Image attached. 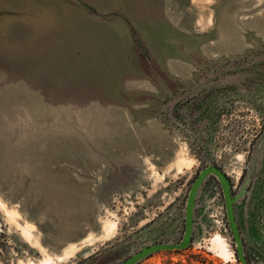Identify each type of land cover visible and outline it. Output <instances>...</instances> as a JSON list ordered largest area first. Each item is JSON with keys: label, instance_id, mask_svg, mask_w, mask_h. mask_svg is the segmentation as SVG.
<instances>
[{"label": "rangeland", "instance_id": "374dc122", "mask_svg": "<svg viewBox=\"0 0 264 264\" xmlns=\"http://www.w3.org/2000/svg\"><path fill=\"white\" fill-rule=\"evenodd\" d=\"M165 1L130 26V64L107 59L130 44L110 15L80 32V59L0 79V264H120L176 245L209 166L229 180L246 264H264V0ZM192 221L187 247L135 264H241L214 175Z\"/></svg>", "mask_w": 264, "mask_h": 264}, {"label": "crops", "instance_id": "0c3cea01", "mask_svg": "<svg viewBox=\"0 0 264 264\" xmlns=\"http://www.w3.org/2000/svg\"><path fill=\"white\" fill-rule=\"evenodd\" d=\"M152 2L161 9L147 16L140 8L129 7L125 0H0V79H6V74L15 67L34 72V67L49 65L54 70V66L70 64L71 57L80 59V32L94 25V30L98 29L101 34L103 28L99 21L110 15L117 16L113 22L126 34L127 40L130 35V44L121 53L109 45L107 59L122 54L124 60L118 63H132L129 59L136 50L130 26L144 23L137 20L139 17L151 24L164 15L166 1Z\"/></svg>", "mask_w": 264, "mask_h": 264}, {"label": "water", "instance_id": "95a60500", "mask_svg": "<svg viewBox=\"0 0 264 264\" xmlns=\"http://www.w3.org/2000/svg\"><path fill=\"white\" fill-rule=\"evenodd\" d=\"M208 175H214L220 182L222 187V192L225 199V209H226V215L229 222V226L232 232V236L236 242V256L237 259L241 264H246L244 254H243V248L242 243L239 238V232L237 228L236 218L233 210V203L234 198L231 196L230 192V185L229 180L225 176V174L218 168L214 166H209L198 174L195 181L192 183V186L190 188L187 201H186V214H185V226H184V234L183 238L180 243L176 245H170V244H156V245H147L143 246L136 254L132 255L128 259H126L124 262L120 264H135L138 260L148 256L149 254H152L154 252L162 251V250H181L187 247V245L190 242L191 238V232H192V226H193V208L195 204V199L197 195V191L204 181V179Z\"/></svg>", "mask_w": 264, "mask_h": 264}, {"label": "bare ground", "instance_id": "6f19581e", "mask_svg": "<svg viewBox=\"0 0 264 264\" xmlns=\"http://www.w3.org/2000/svg\"><path fill=\"white\" fill-rule=\"evenodd\" d=\"M215 242L217 243V247L219 249L220 254L222 256H226L228 258L229 257V254L227 253V250H225L224 244L221 241L220 237H215Z\"/></svg>", "mask_w": 264, "mask_h": 264}]
</instances>
